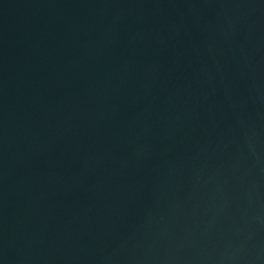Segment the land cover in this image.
<instances>
[{"label":"water","instance_id":"obj_1","mask_svg":"<svg viewBox=\"0 0 264 264\" xmlns=\"http://www.w3.org/2000/svg\"><path fill=\"white\" fill-rule=\"evenodd\" d=\"M0 264H264V0H0Z\"/></svg>","mask_w":264,"mask_h":264}]
</instances>
